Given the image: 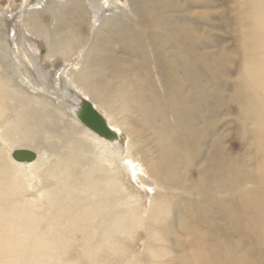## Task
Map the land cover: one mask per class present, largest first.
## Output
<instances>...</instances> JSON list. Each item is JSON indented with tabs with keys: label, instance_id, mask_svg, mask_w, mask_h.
<instances>
[{
	"label": "rangeland",
	"instance_id": "rangeland-1",
	"mask_svg": "<svg viewBox=\"0 0 264 264\" xmlns=\"http://www.w3.org/2000/svg\"><path fill=\"white\" fill-rule=\"evenodd\" d=\"M112 1L116 7L107 12L110 16L105 18V26L99 28L100 21L92 29L82 28L84 32L80 35L91 51L88 47V56H83V61L78 60L72 70L79 51L75 49V42L74 46L71 44L75 36L67 22L56 25L61 28L59 33L66 36L64 41L71 45L67 57L56 53L48 56V47L39 41L42 49L38 54L43 57L46 71L50 72L48 78L39 79L44 89L30 88L14 81L7 73L2 74L0 63V123L6 121V128L0 130V264H238L235 259L231 260L235 254L230 249L236 247V253L247 250L255 259L250 256L254 264H264V238L248 227L247 216L239 203L233 201L242 196L257 198L262 208L255 206L259 212L264 211V162L257 157L260 151L256 145V140L262 141L264 156V0ZM92 3V0L36 3L0 0V19L5 15L10 19L6 20L5 27L8 31L13 29L19 43L29 38L34 12L42 14V20L49 23L46 13H41L45 4L63 14L73 10L70 13L73 19L83 21L84 13L87 12L88 17L92 14ZM29 50L26 46L19 57L35 72L28 63L34 58ZM154 52L165 53L171 59L176 57L173 60L179 72L177 86L168 93L158 87L151 90L145 84L146 97L158 109L171 95L186 104H194L199 99L200 117L196 122L201 130L189 151L200 146L202 155L197 158L198 164L192 153L181 164L186 172L184 187L150 181L154 190L149 191V196L152 200L157 195L168 198L173 207L170 215L155 216L151 212L143 215L139 209L125 214L121 210L120 217L110 219L116 209L112 205L116 203L105 201L108 190L101 189L89 166H83L85 159L81 156L87 152L75 143L83 138V126L69 115L65 130L71 128L72 134L65 136L61 130L57 139L43 133L40 127L41 124H60L61 113H67L61 103L64 100L62 89L57 85L64 71H70L75 83L65 85L84 95L101 113L127 111L129 105L124 107L123 103L129 100L116 88L121 86L124 77L146 80L152 76L147 66ZM63 64L66 66L62 68ZM117 64L119 77L113 76ZM122 73L126 75L121 77ZM104 89L109 91L104 93ZM165 117L173 125L174 116L166 114ZM185 123L178 126L179 133L192 124L197 126L194 120L191 124L185 119ZM39 135L38 141L35 138ZM118 135V142H123L125 134L118 132ZM220 144L228 148L219 156L216 147ZM251 144L255 146L251 148ZM11 147L33 150L39 157L32 163L22 164L20 170L13 166L9 156ZM203 157L207 158L201 165ZM77 159L78 165L72 163ZM29 165H33L32 168ZM230 174L236 179L232 184H223V176ZM38 181L43 186L42 191L31 195L28 186L36 187ZM129 182V190L138 194L141 201L145 197L147 204L142 188L131 179ZM227 189L228 196L225 195ZM230 198H234L230 202L233 205L230 213L238 228L235 229L237 234L232 236L237 244L228 248L218 240L215 227L205 221L207 228L201 225L202 217L198 212L203 202L211 203L216 211ZM127 205L124 199L120 208L129 210ZM243 238L249 247L241 243ZM169 250H173L171 254ZM198 253H203L205 259L198 262Z\"/></svg>",
	"mask_w": 264,
	"mask_h": 264
},
{
	"label": "bare ground",
	"instance_id": "bare-ground-1",
	"mask_svg": "<svg viewBox=\"0 0 264 264\" xmlns=\"http://www.w3.org/2000/svg\"><path fill=\"white\" fill-rule=\"evenodd\" d=\"M33 1L34 3H36L37 1L40 2L44 0H33ZM92 1L93 3L91 4V9H90L92 14L89 15L90 17H88L86 15L87 12L84 13L85 16H84L83 21H80L81 18L73 19V16L70 14L72 13L73 10L71 12H68L67 14H63L60 10L56 9L54 11L51 5L49 6L45 4L43 6V9L41 10V13L42 12L46 13L47 16L45 18L48 19L49 23L48 24L45 23L44 22L45 19L42 20V14L38 12H34L33 16H31V19H30L31 21L30 24L33 25V27H31L32 29L30 30L29 38H28L31 41L28 39H25L23 40V42H19V43L17 42V38L15 37L16 33L13 32V29L11 28L10 31L6 29L5 25H6L7 16L5 15V17L0 19V59H1L0 63L4 71L2 72L0 70V73L1 72L2 74L7 73L8 75L12 77L14 81L16 80L17 82L21 84H25V86L26 84L30 85V88L31 87H34V88L41 87L40 89H44L42 82L39 79L41 78L43 79V77L48 78L50 72L49 70L46 71L45 65H43L42 63L43 57L39 56L38 54L39 49H42L39 41L42 40L45 43V45L48 47L49 49L48 56L56 53L59 55L61 54V56L64 55L67 57L68 52L70 51L69 49L71 45L68 44L66 41H64L66 36L61 35L62 33H59L61 28L59 29L56 26L63 22H67V24L70 25L71 27L70 29L73 31L71 32V34L75 36L74 37L75 39L71 44L73 45V43L75 42L76 43L75 49L79 51L78 53L79 56L75 59V61H73L74 63L71 67V70H72L74 66L77 64L78 60H82L84 58L83 56L87 55V51L89 47L87 43L83 41L84 38L80 35V33L82 34L85 28L86 30L92 29L94 24L95 25L97 24L98 26L100 21L102 22L99 28H102L103 25L105 26L106 25L105 18H109L110 16V13L108 14L107 12L109 10H112L114 7H116V3H114L112 0L108 2L107 0H92ZM131 5H134V4H131ZM35 7H37V5H35ZM105 30H107V27ZM110 30L111 29H109V31ZM104 39H102V41ZM37 41H38V46L36 45ZM104 41H106V39ZM88 44H91V43L89 42ZM106 44L108 45L109 43H106ZM26 46H28L30 49L29 50L30 55L34 57L33 60L28 59L30 61V62L28 61V63L31 64L32 69H34L35 72H32V70H29L30 68L27 67L26 63L22 62V60L19 57V52H22L21 50L24 51ZM90 51H91V48H90ZM92 53L94 52L92 51ZM106 53H107V50H106ZM106 56H104V58ZM149 58H150L149 59L150 64L147 66V69L150 72H152L151 73L152 76H149L146 80H140V79L137 80L136 77L131 78L129 76L124 77L123 79L121 78L122 84L116 89L119 90V92L121 91L120 94L122 96L126 95V101L129 100V103L126 104L124 102L123 106L127 107V105H129V108L127 111L122 112L120 114L118 113L111 114L107 110L101 113L98 110V107H96L84 95L79 94V92H77L76 90H73V87L71 88L70 86L68 87L67 85H65V84H68V85L74 86L75 83L70 78V75H69L70 71L68 72L64 71L63 73L59 75L57 85H58V88L62 89L61 96L63 97L65 102L64 100H61V103L64 105V108H66L67 113H61V117L59 119L60 124H53L51 126L46 125V124L45 125L41 124V127H40L43 133L47 135L51 134V136H53L55 139L58 138L59 134L61 133V130L65 132V136H69L72 134V131H71V128L65 130L66 122L68 120L66 117L69 115H73L74 118L78 120V122L83 126V128H85V129L80 128L82 130L81 133L83 135V138L79 139L77 141L78 143L75 141V143L78 146H81L84 152H87L90 154V157H89V154L87 155V153H85L86 154L85 156H81L82 158L85 159L83 166H89V170L92 171V176L94 175V179L101 186V189L104 190L105 188V191L108 190V194L105 196V201L107 203L109 201H113L111 203H116V205H112V207L113 208L116 207V209L114 210L113 213L110 214L111 216L110 219L114 218V216L120 217L122 215L121 210H123L125 214H130V213L133 214L136 212V210L139 209L143 215H147V214L149 215L150 212L154 214L155 216L170 215L173 212V207L170 205L168 198L166 197L162 198L161 195H157L156 198L152 200V198L149 196V191L152 192L154 190V187L151 186L152 184H150V181L156 180V181H159L160 183L161 181H163L165 185H169V186L175 185L177 187H184L185 186L184 179L186 177L185 176L186 172L184 169L182 170L181 164L185 162V160L187 159V155L190 153L194 155V160L196 164H198L197 158L202 155V148L200 146H197L196 148H193L191 151H189L192 148L193 143L196 142V138L199 134V131L201 130V128L198 127V123L196 122V119L200 117V113L198 112H200L201 103L199 102L198 104L197 102L199 101V99L197 98L195 100L196 102L194 101L195 102L194 104H190V103L186 104L180 99H177V100L174 99L175 97L171 95L169 99L165 100L164 106L162 108L158 109L155 106L151 105L150 100L147 99L146 97L144 85L147 84L151 88V90L158 87V88L164 89L165 91L169 93L172 88L177 86L176 79H177L179 72L177 73V68H175V62L173 60L176 57L171 59L165 53L162 54L159 52H154L150 54ZM106 59L108 58L106 57ZM24 65L26 66V68H24L26 70L23 69ZM64 66L66 65L63 64L62 68ZM116 67L117 68H115L114 66L115 71L113 70L114 71L113 76L119 77V74L121 73L118 74V71H119L118 68L120 66L117 64ZM124 74L122 73L121 77H123ZM181 79L184 80L183 78ZM104 87L107 88V84ZM106 91L107 90L104 89L103 92L106 93ZM196 94H198V92ZM82 99L88 100L93 105V107L102 115L109 130L115 134L114 139L110 140L103 136H100L96 132L92 131L90 128L86 127L84 124L80 122V120L76 117V110L80 106V102L82 101ZM166 114H170L174 116L175 120L173 122V125H170L167 122V119L165 117ZM134 119H137V120H134ZM185 119L190 120L191 124H192V121L194 120L197 126L194 127V125L192 124L191 127L187 128L186 130L183 129L184 131H182V133H179L178 126L180 125L182 126L183 123L186 124ZM71 121H73V119H71ZM5 128H6V121H3L2 123H0V130L2 131ZM118 132H123L125 134L123 142H120V141L118 142V140L120 139ZM255 133L256 131L253 134L254 144L256 140ZM182 135H185V137ZM39 138H40V135L35 139L39 141ZM46 138H50V137L46 136ZM250 140H251V136H250ZM46 141L47 143L49 142L48 140ZM256 141H257L256 145L260 151L258 152L257 157L260 156L261 161L264 162L263 150H261L262 145H260L262 141L261 140H256ZM36 144L40 145L39 142H36ZM254 144H251V148H253L252 145ZM227 148H228V145H225L222 148L220 144L216 147V151L219 152V156H220L224 152V149H227ZM15 149H17V147L12 148L10 151L8 150L9 156H10L11 151ZM35 155H36L35 158L29 162H18V161H14L11 158V156L10 158L14 162L13 166H17L21 170L20 167L22 166V164L32 163L39 157V154H37L36 152H35ZM184 156L186 158L182 161ZM206 158L203 157L202 161L199 163L201 165H204ZM72 163L78 165L79 159H77L76 161ZM201 165H200V168H201ZM31 166L33 165H29V168H32ZM17 167L15 168L17 169ZM207 170H211V168H208ZM244 173L246 174V171H244ZM213 175H215V173H213ZM249 175L253 176L252 174H249ZM129 179L133 180L145 192L146 197H147V204L145 202V197H143L142 198L143 201H141V199L138 197V194L134 195L133 192H131V188L129 190V185H130ZM234 179H236L234 178V174H230L227 177L223 176L222 183L224 184V182H227L228 184L229 183L232 184ZM38 182L39 184L36 187L35 186L33 187L32 185L28 186L27 191L31 192V195L36 191L38 192L42 191L43 186L41 185L40 181ZM217 182H219V179ZM225 195L228 196V189ZM246 195H249V194H246ZM242 197L238 199L230 198L228 203L225 206H223L220 210L217 209L216 211H213L214 209L211 203L203 202L198 212L199 215H201L202 217L201 225L203 226L205 222H207L210 225V227L212 228L215 227L216 232L219 233L218 240H220L228 248H231L232 246L234 247L235 244H237V242H235V240L232 237L234 234H237L235 232V229L238 228L237 223H235L230 213L231 212L230 208L233 206L232 203L230 202L233 199H234L233 200L234 202L237 201V203H239L240 209L247 216V219L249 221L248 227L251 228L254 233L259 234L261 236L260 238L262 239L264 238V211L262 210L261 212H259L257 206H255V205H260L262 208V203L257 198H251V197L242 198ZM124 199L127 200V204H128L127 207L128 206L131 207V208L129 207V210L120 208V206L122 205V201ZM224 213L227 214L228 216L225 215ZM207 223L205 224V228H207L208 226ZM236 231H240V230H236ZM260 240L261 239H259V241ZM240 241L241 243H243V245L245 244L246 247H249L248 243H246L245 241V238L241 239ZM235 249H237V247L234 248L233 250L230 249V251H232V253L235 254L234 258H232L231 260L235 259V263H238V264H254L255 259L250 255V253L247 252V250L240 252V253L239 252L236 253ZM171 251L169 250L170 254H171ZM204 259H205V255L203 253H198L197 261L200 262Z\"/></svg>",
	"mask_w": 264,
	"mask_h": 264
},
{
	"label": "water",
	"instance_id": "water-1",
	"mask_svg": "<svg viewBox=\"0 0 264 264\" xmlns=\"http://www.w3.org/2000/svg\"><path fill=\"white\" fill-rule=\"evenodd\" d=\"M76 117L82 124L107 139H114L115 134L109 130L102 115L85 99H82L80 106L76 110ZM11 158L18 162H29L35 158V152L17 148L10 153Z\"/></svg>",
	"mask_w": 264,
	"mask_h": 264
}]
</instances>
